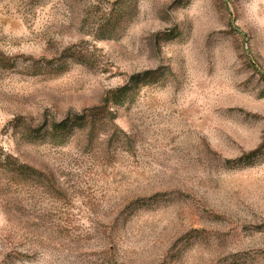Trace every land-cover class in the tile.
Masks as SVG:
<instances>
[{
	"label": "rangeland",
	"instance_id": "rangeland-1",
	"mask_svg": "<svg viewBox=\"0 0 264 264\" xmlns=\"http://www.w3.org/2000/svg\"><path fill=\"white\" fill-rule=\"evenodd\" d=\"M121 1L0 0V158L35 171L0 164V264H264V0H126L107 31ZM154 71L117 127L41 139Z\"/></svg>",
	"mask_w": 264,
	"mask_h": 264
},
{
	"label": "trees",
	"instance_id": "trees-1",
	"mask_svg": "<svg viewBox=\"0 0 264 264\" xmlns=\"http://www.w3.org/2000/svg\"><path fill=\"white\" fill-rule=\"evenodd\" d=\"M126 0H122L119 2V10L113 11V13L109 16V20L105 24L110 30V27L113 28V32H115L118 28L126 26L131 21L133 16V8H131L129 2L126 3ZM123 3V4H122ZM0 62L3 68L9 67V65L2 60L3 56L0 55ZM38 63V62H37ZM65 64L64 71L67 70ZM48 67V66H47ZM62 67L61 64L58 66ZM64 71L60 70L56 73L62 74ZM158 72H145L143 74H137L136 76L131 78L130 85L120 90H116L113 96H109L105 99L102 105L95 106L91 108L85 109L82 113L76 114L71 113L66 118L61 119L59 121H53L47 123L45 127L43 126L41 131H44L46 134L41 139H47V142L52 143L55 146H65L68 144L69 140L77 135L86 134L88 137H92L94 133H96L101 127H103V122L110 123L113 127H117L115 121L117 119V111L115 109L123 108L126 104L130 103L133 94H129V90L133 89L134 85H136L140 81H148L153 80L157 76ZM130 87V89H127ZM132 87V88H131ZM136 87V86H135ZM113 105V106H112ZM115 108V109H114ZM34 131L28 127L26 129L27 138L31 139V137L36 134H32ZM259 153L258 150H255L248 154L247 158L255 157ZM4 155L0 158L1 167L8 170L9 173L18 177H28L35 173L34 169L27 166L19 164L18 158L14 157L12 154L3 153Z\"/></svg>",
	"mask_w": 264,
	"mask_h": 264
}]
</instances>
